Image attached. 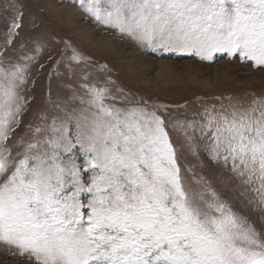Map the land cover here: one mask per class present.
<instances>
[{
	"label": "snow or ice",
	"instance_id": "obj_1",
	"mask_svg": "<svg viewBox=\"0 0 264 264\" xmlns=\"http://www.w3.org/2000/svg\"><path fill=\"white\" fill-rule=\"evenodd\" d=\"M80 8L149 47L201 60L223 52L264 66V0H80ZM22 21L16 9L0 47L13 43ZM83 59L72 49L71 61ZM2 60L0 52V241L36 264H264V239L254 223L204 177L184 176L167 128L184 134L193 155L188 130L197 128L170 124L165 105L118 100L107 87L82 85L89 108L71 118L75 131L54 118L43 150L33 154L39 142L28 143L17 160L4 145L23 110L18 89L25 69ZM204 117L199 131L201 139L211 137L210 159L232 162L264 216V99L216 113L205 109ZM77 149L87 156L82 166L73 159Z\"/></svg>",
	"mask_w": 264,
	"mask_h": 264
},
{
	"label": "rangeland",
	"instance_id": "obj_2",
	"mask_svg": "<svg viewBox=\"0 0 264 264\" xmlns=\"http://www.w3.org/2000/svg\"><path fill=\"white\" fill-rule=\"evenodd\" d=\"M42 1L43 4L40 0H0V46L5 44V30L16 9L23 12L19 34L13 37L11 45L0 47L5 67L11 61L25 69L26 82L18 89L23 97V110L15 117L4 145L11 148L12 155L19 160L21 157L16 154L32 142H39L33 154L42 151L43 141L53 135L54 118L57 125L61 120L68 121L70 130L75 131V120L71 118L89 108L90 97L82 85L107 87L109 95L118 100L126 97L162 104L166 108L161 111L166 113V119L171 118L170 124L177 120L195 122L197 128L195 132L188 130L194 137L195 155L185 146L182 132L167 128L184 176L190 182L193 177H204L234 212L254 223L264 239V216L250 203L255 201L256 194L233 174L231 161L225 166L222 159L219 162L210 159L211 137L201 139L199 131L206 122L205 109L216 113L230 110L237 102L246 107L254 99H264V66H253L252 61H241L238 55L229 57L223 52L201 60L195 55L149 47L59 5L74 0ZM77 5L80 7V3ZM37 46L39 54L35 52ZM72 49L84 59L71 61ZM25 55L32 59H22ZM104 102L117 104V100ZM13 144L17 146L12 147ZM73 159L82 166L87 156L77 149ZM83 179L87 184L88 175ZM192 186L199 187L194 183ZM0 264H36V261L0 241Z\"/></svg>",
	"mask_w": 264,
	"mask_h": 264
},
{
	"label": "crops",
	"instance_id": "obj_3",
	"mask_svg": "<svg viewBox=\"0 0 264 264\" xmlns=\"http://www.w3.org/2000/svg\"><path fill=\"white\" fill-rule=\"evenodd\" d=\"M40 2L42 4L44 3L42 0H40ZM77 3H80V0L70 1L69 3L65 2V3H61L59 5L60 6L66 5V6L70 7L71 9H73L74 11H76L80 16L84 17V19L88 18V15L85 12H83L80 7H76V6H78Z\"/></svg>",
	"mask_w": 264,
	"mask_h": 264
}]
</instances>
